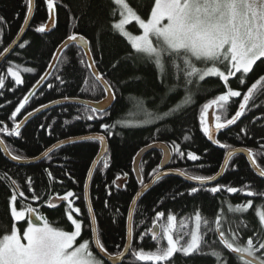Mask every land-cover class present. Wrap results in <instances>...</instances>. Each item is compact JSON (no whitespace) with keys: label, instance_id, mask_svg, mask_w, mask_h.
<instances>
[{"label":"trees","instance_id":"trees-1","mask_svg":"<svg viewBox=\"0 0 264 264\" xmlns=\"http://www.w3.org/2000/svg\"><path fill=\"white\" fill-rule=\"evenodd\" d=\"M129 5L142 18H149L154 0H128ZM27 0H0V55L19 34L26 20ZM116 6L113 0H56V24L50 32L37 33L34 28L40 23L48 22L49 13L46 0H36L33 18L21 42H27L23 49L18 45L0 65V77L5 80L4 87L0 89V124L13 132L15 124L19 123L28 112H32L41 105L48 104L64 96L83 100L99 101L106 93L102 85L92 90L84 84L91 75V70L86 69L79 61L84 59L88 63L84 52L70 45L61 55L57 65L44 84L33 94L25 109L15 119L10 117L23 97L28 95L33 86L39 81L48 69L53 55L58 46L73 34H82L88 38L96 66L103 77L110 83L115 92L116 100L102 119L87 121L75 119L84 116L83 106L74 103H65L50 108L32 118L22 129V138L8 133H0L12 155H20L22 159H31L41 155L55 143L91 133L103 134L100 128L102 123H121L113 129L114 135L108 137L109 152L106 159L109 167L96 168L90 187L91 203L97 216L98 234L101 242L111 254L121 252L127 243V227L130 206L141 186L133 170V158L139 149L155 142L169 144L173 141L179 143L181 150L191 151L200 159L191 161L184 159L171 160L169 168L178 169L188 175H215L223 164V158L228 150L220 148L207 139L200 127V109L205 102L210 101L219 94H223L228 87L238 89L246 94L247 87L257 79L264 76V58L257 61L253 70L245 77V85H239L236 77H232L226 85L218 77H206L200 82L199 89L193 85L194 102L175 112L165 120H153L148 113H163L170 108H175L185 96L183 88L169 92V87L176 83L173 78L174 70L167 69V75L161 82V75L154 64L145 61L142 57L132 56L127 58L133 50L126 38L116 33L113 23L119 20V15L113 16ZM135 24V22H133ZM133 34H141L142 30L133 25L126 26ZM20 42V43H21ZM115 65V66H113ZM8 67L20 72L23 83L15 84L6 72ZM31 68L33 72H25ZM224 68V66H223ZM241 74L237 73V76ZM57 76L65 83L61 84ZM139 77V79H137ZM91 83V81H89ZM181 84L183 81L181 80ZM48 84L53 85L50 89ZM166 85L168 87H166ZM242 97L231 98L227 111L228 118L238 110ZM214 109V116L221 114V110ZM210 110V109H209ZM70 121L65 125L64 121ZM44 124L45 128L40 125ZM51 126L50 129L48 126ZM161 132L157 133L156 129ZM241 128H246L247 136L237 133ZM51 131V135H49ZM183 135H189V141L183 140ZM217 138L222 143L232 145V148L244 147L252 150L258 157L257 163L264 167V157L259 156V146L264 144V93L257 91L250 100L245 115L240 118L237 125L230 126L229 130L217 133ZM99 141L83 140L69 143L56 148L53 152L40 161L29 164H18L8 159L0 147V237L10 234L14 227H22L27 223V216L23 221L14 222L10 215V196L13 194L11 181L19 185L16 191H24L23 199L18 197V210H23L24 205L37 208V213L47 218L55 227L69 228L71 222L67 220V204L52 208L49 205L51 198L73 191L74 205L80 207L79 218L85 222L82 229V241L88 239L91 243L90 250L98 254L92 244L91 219L85 199V183L88 171L100 150ZM162 153L152 150L144 155L145 183L151 180L149 173L160 163ZM51 173L49 176L48 173ZM128 173V180L124 189H117L112 185L116 176ZM7 177V179H5ZM33 180L32 188L43 198L41 201L31 199V190L27 185V178ZM221 186L224 191L211 194L201 189L194 195H189L191 187H200L176 175H169L154 184L150 190L139 200L133 217V246L134 250H154L160 245L153 241L145 230L150 228L155 214L165 212L175 214L179 220L194 218L199 212L203 219L214 221L221 217L222 227L230 235V225L234 228L240 224L239 242L243 244L249 237L259 232L256 239L264 237V231L258 222V213L264 211V196L247 197L241 195L250 189L264 192V178L258 176L247 157L237 154L224 175L216 182L207 185ZM229 186L237 187L240 191L236 194L227 193ZM111 191V195H108ZM183 193V195H180ZM107 200L109 207H105ZM251 200L252 207L245 213L228 211L230 203L237 204ZM118 211L119 216H114ZM36 214H34L35 217ZM165 220V219H164ZM162 222V221H161ZM245 225L247 227H245ZM215 228V224L211 225ZM206 226L202 223V231ZM143 237V240L139 237ZM209 246L202 245L201 251L190 255L176 253L168 262L159 264H219L217 258L210 252L215 250L221 253L224 264H243L239 256L223 249L218 238L209 234L205 236ZM215 241V243H213ZM119 246V247H117ZM99 256V255H98ZM100 257V256H99ZM103 259V258H102ZM134 257L128 255L123 264H132ZM104 264H111L104 260ZM137 264H154L152 261L137 262Z\"/></svg>","mask_w":264,"mask_h":264},{"label":"snow or ice","instance_id":"snow-or-ice-1","mask_svg":"<svg viewBox=\"0 0 264 264\" xmlns=\"http://www.w3.org/2000/svg\"><path fill=\"white\" fill-rule=\"evenodd\" d=\"M113 3L116 7L113 9L112 15H119L120 17L117 22L113 23L114 31L126 38L130 48L133 50L128 54L127 58L132 56L142 57L145 61L154 64L160 72L161 82L167 75L168 67H171L174 70L173 78L176 83L169 87V92H174L181 87L185 92L182 102L177 103L175 108H170L163 113H148L153 120H165L179 111L182 106H188L193 103L194 93L191 91V87L194 85L198 90L200 82H203L206 77H218L226 85L229 83L230 78L236 77L239 85H245L247 74L253 70V66L256 65L257 61H261L264 58V0H154V7L151 10L150 17L147 19L142 18L134 11L126 0H113ZM33 4L34 0H27L26 13L29 15L33 13ZM46 7L49 13V22H42L36 26L34 31L37 33L42 34L46 31H51L55 27L56 0H46ZM2 19L0 17V21ZM28 22L26 19L25 23ZM128 25L138 27V29L142 30V33L133 34L126 30ZM26 43V41L21 42L18 47L23 49ZM70 45L80 48L87 56L88 63L84 59L79 61L86 69L91 70V75L85 80L84 84L92 90L102 85L103 91L106 93L104 101L97 102L96 105H84V116H77L75 119L84 118L87 121L102 119L108 114L105 105L110 104L115 99V92L110 83L96 69L97 61L91 55L90 42L83 35L73 34L67 37L63 47L67 48ZM3 52L8 53L9 49L4 48ZM53 58L55 59V53ZM220 65H223L225 70H221ZM24 71L30 73L33 72V69L26 68ZM6 72L10 74L11 78H14L15 84L23 83L20 72L14 70L13 67H8ZM237 73L241 75L237 76ZM47 76V73L41 75L38 83L45 81ZM56 79L61 84L65 83L60 76H57ZM181 80L183 81L182 84L180 83ZM4 84V78L0 77V89L4 87ZM48 87L51 89L53 85L48 84ZM166 87L168 86L166 85ZM257 91L264 93V76L247 87V92L243 96L240 90L228 87L223 94H219L210 101L205 102L200 109L199 121L203 134L215 145L228 150L223 158V166L225 168L230 166L237 153L230 150L232 145L222 143L216 134L222 130H229L230 126L237 125L240 118L245 115L249 102ZM240 97H242V102L239 103L238 110L228 118L227 111L231 98ZM30 99L31 95L24 96L23 102L19 103V106L10 114V117L15 119L25 109ZM63 99L70 100L71 98L64 96ZM55 103H61V101L58 100ZM48 107L49 105L47 104L41 105L35 109V112H40L41 109ZM214 107L221 110V114L214 116L215 125L210 127L207 116L209 109ZM32 115V112H28L24 119H28ZM69 123L70 121L68 120L64 121L65 125ZM120 123V121H116L111 125L102 123L100 128L103 130V134L82 137V139L88 141H99L103 148V154L94 161L93 168L102 167L107 169L109 167V160L106 159L109 152L106 141L108 137L114 135L113 129ZM22 126L23 120L15 124L13 132H9L7 127L0 124V133H8V135L22 138ZM40 127L45 128V125L41 124ZM50 127L49 125L48 128L50 129ZM156 132L160 133L161 129L157 128ZM241 133L247 136L248 131L246 128H241L237 136L240 137ZM48 134L51 135V131ZM190 138L189 135H183L184 141H189ZM71 142L74 143L75 141ZM0 143H3V141H0ZM64 143L65 141L59 142L60 145ZM153 146L160 148L162 159L157 167L153 168L149 173L152 184L160 182L170 174H175L173 170L164 168L169 161L175 158L184 159L185 156L191 161L200 159L197 154L191 151L186 153L181 150L180 144L175 141L169 144L147 145L145 148L139 149L133 158L134 171L137 173L139 185L145 190L149 188V184L145 183L143 177L145 164L143 154L148 148ZM56 147L57 145H53V148ZM53 148L44 152L43 156L49 157V153L53 151ZM4 151H9L7 145H5ZM259 156L264 157V144L259 146ZM247 157L251 164L257 165L258 176L264 178V167L258 165L257 155L252 150H248ZM11 158L16 161L22 159L20 155H13ZM48 175L50 176L51 173L49 172ZM88 175L92 176L93 172L89 171ZM180 175L183 176L184 173L181 172ZM127 177V172L123 174V177L116 176L112 181V185L116 186L117 189L125 187V184L118 183V181H126ZM186 179L199 182L200 185V187H191L189 195H194L201 189L209 191L211 194L225 190L218 184L207 187V185L218 179L216 175H188ZM33 183L30 177L27 178V185L32 193L31 199L33 201H41L43 197L38 195L35 189L32 188ZM11 185L13 194L10 196V215L14 218V222L23 221L26 216L28 219L26 230L14 227L10 234H4L0 237V264H104L103 259L90 250L92 245L88 239H84L83 242L77 245V239L81 237L85 222L73 216V211L75 213L81 212L80 207L74 206L72 198L76 194L73 191H67L66 194L58 196L62 203L66 202L67 220L74 226V231H67L53 226L42 215H35L36 222H34L33 216L37 213V208L35 207L24 205L21 202L23 210H18V197L22 198V200L27 198L24 191H16L19 185L15 180L11 181ZM248 187L249 190L241 192V195L247 197L264 196V192H256L251 190L250 186ZM226 191L230 194H236L240 190L237 187L229 186ZM111 194V191H108V195L110 196ZM141 195V192L136 193L137 197H141ZM180 195H183V193H180ZM132 203L135 204L137 201L133 200ZM105 207H109L107 200L105 201ZM251 207V200L237 204L235 207L230 203L227 205L228 211L240 214L245 213ZM259 207H264V205ZM89 211H92V209L90 208ZM113 214L114 216L120 215L118 211ZM257 215L259 224L264 226V211L259 212ZM164 219L165 212H157L151 227L145 230V234L150 233L151 239L161 245L154 251L145 253L144 251L134 250L131 245H125L124 251L113 255L107 252L98 235L94 238V246L104 252L112 264H123L127 255L135 258L132 264L148 261L159 264V262L170 261L174 254L178 252L187 256L200 252L202 245L210 247L205 240V236L211 233L218 238L224 250L238 254L239 260L243 264H264V237L256 239L259 236V232H257L253 237H249L241 244L239 242V229L241 227L239 223L234 228L230 225L229 235L223 229L221 217L219 216L210 222L207 219L202 220L201 214L197 212L194 218L195 229L192 231H185L186 225L183 222H181L179 231H175L177 228L176 215L169 214L166 217V222H161ZM127 220L129 223L127 236L131 237L134 231L132 227L133 215L131 213H129ZM39 221H43V223L41 224ZM91 221L93 223L97 221L95 214L92 215ZM202 223L206 226L203 231L201 230ZM213 223L215 228L211 226ZM245 227L247 226L245 225ZM91 231L95 233L96 229L92 228ZM260 231H264V227ZM139 239L142 242L143 237L141 236ZM210 255L217 258L219 264H224L220 252L212 250Z\"/></svg>","mask_w":264,"mask_h":264},{"label":"water","instance_id":"water-1","mask_svg":"<svg viewBox=\"0 0 264 264\" xmlns=\"http://www.w3.org/2000/svg\"><path fill=\"white\" fill-rule=\"evenodd\" d=\"M35 7H36V0H34V4H33V13L30 14V15L27 14V17H26V19H27L29 22H28V23H25V22H24L23 27H22V29L20 30L19 34L16 36L15 40H14V41H13L8 47H7V48L9 49V52H8V53H4V52H3V53L0 55V65L3 63V61H4V60L10 55V53L14 50V48H15V47L21 42V40L23 39L24 34H25V32L27 31V29H28V27H29V25H30V22H31V20H32V18H33V15H34V12H35ZM48 22H49V20H48ZM54 28H55V27H53V28L51 29V31H52ZM46 32H50V31H46ZM79 35H82V34H79ZM83 36H84V35H83ZM84 37H85V36H84ZM85 38L88 40L87 37H85ZM65 40H66V39H65ZM65 40H64V41H65ZM64 41H63V42L58 46V48L56 49V52H55V59H54V58L52 59V61H51V63H50L51 66H49L48 69H47L46 72H45V73L48 74L47 78H48V77L51 75V73L53 72V70H54L55 66L57 65V63H58V61H59V59H60L62 53L68 48V47H67V48H64V47H63V43H64ZM88 41H89V40H88ZM89 46H90V45H89ZM90 49H91V48H90ZM91 55H92V52H91ZM85 56H86V55H85ZM92 57H93V55H92ZM86 58H87V56H86ZM93 58H94V57H93ZM87 61H88V60H87ZM96 69L99 71V69L97 68V66H96ZM99 72H100V71H99ZM45 73H44V74H45ZM9 76H10V74H9ZM12 79H14V78H12ZM21 79H22V76H21ZM104 79H105V78H104ZM46 80H47V79H46ZM46 80H45V81H46ZM45 81H43L42 83H38V82H37V83L33 86V88L31 89V91L29 92L28 95H31V97H32L33 94H34V93H35V92H36V91H37V90H38V89L44 84ZM102 87H103V86H102ZM104 99H105V97H104L103 99L99 100V101H90V100H82V99L79 100V99H75V98H71L70 100H64V99H57V100H54V101H52V102H50V103L47 104V105H49L48 108H46V109H41L40 112H35V110H34V111H32L33 115H32L30 118H28V119H24V118H23V119H22V120H23V126H22V128H23V127H24V126H25V125H26V124H27L32 118H34L35 116L39 115L40 113H42V112H44V111H46V110H48V109H50V108H53V107H55V106L62 105V104H65V103H74V104L77 103V104H83V105H86V104L96 105L97 102L104 101ZM58 100L61 101V103H55V101H58ZM115 100H116V96H115V99L112 100V101L110 102V104H106V105H105L106 108H107V110H109V109L113 106ZM208 121H209V126H210V127H214V125H215V120H214V109H210L209 114H208ZM20 122H21V121H20ZM93 134H100V133H93ZM93 134H90V135H93ZM216 135H217V134H216ZM73 140H74L75 142H78V141H81V140H84V139H82V137L66 139V140H64L65 143H64L63 145H66V144L72 143L71 141H73ZM0 141H3V143H0V147H1V149H2V151H3V153H4V155H5L8 159H10L11 161H13V162H15V163H18V164H29V163H33V162L40 161L41 159L45 158V157L43 156V153L46 152V151H48V149L53 148V146H51L50 148H48L46 151H44V152H43L39 157H37V158H34V159H21V160H19V161H16V160H13V159L11 158L13 155H12V153H11L10 151H8V152H5V151H4V147H5L6 143H5L4 140L1 138V136H0ZM106 142H107V145H108V139H107ZM159 143H164V142H155V143H152V144H150V145H155V144H159ZM164 144H166V143H164ZM54 145H57L56 148H59V147L63 146V145H60L59 142L55 143ZM145 147H146V146H145ZM145 147H143V148H145ZM56 148H53V151H54ZM108 149H109V147H108ZM152 150H159V151H161L159 147L153 146V147L147 149V151L143 154V157H144V155H146L148 152H150V151H152ZM230 150L236 152L237 154H242V155H244V156L247 157V152H248L249 149L244 148V147H236V148H232V149H230ZM53 151H52V152H53ZM50 153H51V152H50ZM50 153H49V154H50ZM102 154H103V148H102V146H100L99 155L97 156L96 159H98L99 156L102 155ZM96 159H95V160H96ZM137 159H139V158H137ZM247 159H248V161L250 162V160H249L248 157H247ZM170 162H171V161H169V162L164 166V168H165L166 170H167V169H171V170H173V172L175 173V174H170V175H176V176L181 177L182 179L186 180L187 182H190V183L195 184V185H199V182H194V181H190V180L186 179V177L188 176V174H186L185 172H183V171H181V170H178V169L169 168L168 166H169ZM250 164H251V163H250ZM251 166H252L253 169L257 172V165H253V164H251ZM134 168H135V165L133 164V170H134ZM95 169H96V168H93V165H92L90 171H92L93 174H94ZM226 169H227V168H225V167L223 166V164H222L220 171H219L217 174H215V175L218 177V179H217L216 181H218V180L224 175ZM181 172L184 173L183 176L180 175ZM134 173H135V175H136V177H137V173H136V171H134ZM92 176H93V175H92ZM92 176H89V175H88L87 182H86V186H85V198H86V203H87V208H88V212H89V215H90V219H91L92 215L95 214V213H94V210H93L92 203H91V197H90V187H91ZM168 176H169V175H168ZM121 177H123V176H121ZM137 179H138V178H137ZM127 180H128V177H127ZM127 180H126V181H127ZM126 181H125V180H121V181H118V183L125 184ZM216 181H214V182H216ZM214 182H212V183H214ZM147 183L149 184V188L145 190V189H142V187H141L140 190L138 191V192H141V194H142L141 197H137V196H135L133 200H136L137 203H135V204L131 203L129 213H131V214L133 215V217H134L135 208H136V206H137L139 200H140V199L143 197V195H144L145 193H147V192L150 190V188L154 185V184L151 183V180H150L149 182H147ZM212 183H211V184H212ZM119 189H124V187H121V188H119ZM63 203H64V202H63ZM63 203L58 199V196L53 197V198L49 201V205H50L52 208L60 207ZM52 205H54V206H52ZM90 208L92 209V211H89ZM128 226H129V223H128ZM132 227H133V221H132ZM91 228H95V229H96V232H95V233L92 232V244H93V247H94L95 251L98 253V255H99L101 258H103L104 260H106L107 262H109V263L112 264V262L108 260V256H107L104 252L100 251L98 248H96V247L94 246V238H95V236H97V235L99 236V234H98L97 221H96L95 223H93V222L91 221ZM149 235H150V233H149ZM126 245H131V246H133V235H132L131 237L127 236V243H126ZM124 248H125V247H124ZM122 251H124V249H123ZM122 251H121V252H122ZM107 252H108V251H107ZM108 253H109V252H108ZM110 254H111V253H110ZM234 254H235V253H234ZM113 255H115V254H113ZM235 255L238 256V254H235ZM127 257H128V255L126 256V258H127Z\"/></svg>","mask_w":264,"mask_h":264},{"label":"rangeland","instance_id":"rangeland-1","mask_svg":"<svg viewBox=\"0 0 264 264\" xmlns=\"http://www.w3.org/2000/svg\"><path fill=\"white\" fill-rule=\"evenodd\" d=\"M126 2L129 4V2H128V0H126ZM127 30V29H126ZM142 33V32H141ZM219 67H221V70H225V68H223V65H220ZM210 111V110H209ZM208 114H209V112H208ZM207 120H208V116H207ZM209 122V121H208ZM75 207H76V205H74ZM36 215H40L39 213H36ZM171 215H175V214H172L171 213ZM73 216H74V218H76V219H78V220H81L80 218H79V214L78 213H75L74 211H73ZM177 217V216H176ZM195 218V217H194ZM193 217L192 218H190L189 220H179L178 218H177V222H176V224H177V228H176V230L175 231H179V229H180V225H181V222H183L185 225H186V228L184 229L185 231H192V230H194L195 229V219H194ZM33 221L34 222H36L35 221V217L33 216ZM162 222H166V218H165V220L164 221H162ZM39 223H43V221H39ZM26 226H27V223L22 227V230H26ZM20 228V227H19ZM63 230H67V231H74V226L73 225H71L69 228H62ZM202 230V229H201ZM21 235H22V231H21ZM186 239H187V237H186ZM81 242H83L80 238H78L77 239V245L79 244V243H81ZM165 243V245H166V241L164 242ZM183 243V242H182ZM161 246V245H160ZM159 246V247H160ZM154 250H156V249H154ZM154 250H144V249H141L140 251H144L145 253H147V252H150V251H154ZM258 255H259V253H258Z\"/></svg>","mask_w":264,"mask_h":264},{"label":"bare ground","instance_id":"bare-ground-1","mask_svg":"<svg viewBox=\"0 0 264 264\" xmlns=\"http://www.w3.org/2000/svg\"><path fill=\"white\" fill-rule=\"evenodd\" d=\"M15 40V39H14ZM13 40V41H14ZM86 57V56H85ZM87 59V58H86ZM106 96V95H105ZM75 99H78V98H75ZM80 100V99H79ZM83 100V99H82ZM91 101V100H90ZM75 104H77V103H75ZM79 105H83V104H79ZM91 134H93V133H91ZM87 135H90V134H87ZM87 135H83V136H79V137H84V136H87ZM79 137H72V138H79ZM71 139V138H70ZM64 141V140H63ZM81 141H83V140H81ZM78 142H80V141H78ZM73 143V142H72ZM99 155V152H98V154L96 155V157H95V159L97 158V156ZM40 156V155H39ZM39 156H37V157H39ZM37 157H35V158H37ZM46 158V157H45ZM31 159H34V158H31ZM44 159V158H43ZM95 159H94V161H95ZM42 160V159H41ZM94 161H93V163H94ZM93 163H92V165H93ZM92 165H91V167H92ZM91 167H90V169H91ZM90 169H89V171H90ZM96 170V169H95ZM88 171V172H89ZM95 173V172H94ZM94 175V174H93ZM87 178H88V174H87ZM87 178H86V182H87ZM92 178H93V176H92ZM92 181V180H91ZM85 186H86V183H85ZM136 196V195H135ZM134 196V197H135ZM56 197V196H55ZM52 199V198H51ZM50 199V200H51ZM86 199V198H85ZM133 201V200H132Z\"/></svg>","mask_w":264,"mask_h":264}]
</instances>
